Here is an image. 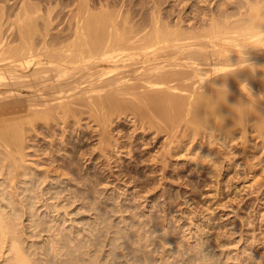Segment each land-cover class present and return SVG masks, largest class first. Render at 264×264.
<instances>
[{"label": "bare ground", "instance_id": "1", "mask_svg": "<svg viewBox=\"0 0 264 264\" xmlns=\"http://www.w3.org/2000/svg\"><path fill=\"white\" fill-rule=\"evenodd\" d=\"M252 23L264 25V0H0V162L9 160L11 190L30 192L17 179L23 157H90L75 139L84 119L100 146L116 144L114 130L124 136L118 117H130L135 137L163 133L160 160L175 139L199 137L197 157L213 176L236 154L255 157L264 150V42L254 43ZM2 192L0 242L11 239L4 210L14 204V191Z\"/></svg>", "mask_w": 264, "mask_h": 264}, {"label": "rangeland", "instance_id": "2", "mask_svg": "<svg viewBox=\"0 0 264 264\" xmlns=\"http://www.w3.org/2000/svg\"><path fill=\"white\" fill-rule=\"evenodd\" d=\"M115 119L124 136L114 130L116 144L101 146L93 140L95 124L83 120L88 129L75 139L81 151H92L88 158L76 161L68 154L52 163L48 155L23 157L25 173L17 179L27 181L26 195L11 190L15 179L4 167L9 160L3 164L0 157V192L14 191L15 204L4 210L12 215L4 225L11 239L0 242V264H258L264 252V161L256 157L264 150L253 158L236 154L232 166L213 176L212 165L197 157L205 145L199 137L175 139L165 160L154 159L164 134L135 137L130 117ZM238 227L245 230L243 240Z\"/></svg>", "mask_w": 264, "mask_h": 264}, {"label": "clouds", "instance_id": "3", "mask_svg": "<svg viewBox=\"0 0 264 264\" xmlns=\"http://www.w3.org/2000/svg\"><path fill=\"white\" fill-rule=\"evenodd\" d=\"M249 31L253 35H257L258 34L257 41H254V43L264 42V25H256L255 23H252L250 25Z\"/></svg>", "mask_w": 264, "mask_h": 264}]
</instances>
